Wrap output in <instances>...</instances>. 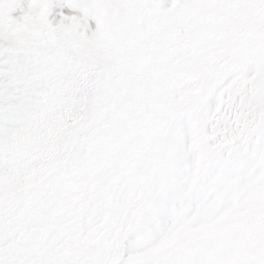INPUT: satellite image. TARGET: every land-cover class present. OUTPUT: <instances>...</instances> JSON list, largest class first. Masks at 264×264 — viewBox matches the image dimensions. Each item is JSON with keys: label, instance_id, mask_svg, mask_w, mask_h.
Returning a JSON list of instances; mask_svg holds the SVG:
<instances>
[{"label": "rangeland", "instance_id": "374dc122", "mask_svg": "<svg viewBox=\"0 0 264 264\" xmlns=\"http://www.w3.org/2000/svg\"><path fill=\"white\" fill-rule=\"evenodd\" d=\"M212 3L89 109L4 118L0 264H264V0Z\"/></svg>", "mask_w": 264, "mask_h": 264}, {"label": "snow or ice", "instance_id": "6c2138e0", "mask_svg": "<svg viewBox=\"0 0 264 264\" xmlns=\"http://www.w3.org/2000/svg\"><path fill=\"white\" fill-rule=\"evenodd\" d=\"M212 6V0H0V123L39 115L53 99L61 110L89 109L144 73L162 31L176 27L182 40L195 37L201 28L186 25V17ZM191 53V44L168 50L174 59ZM256 112H264V98Z\"/></svg>", "mask_w": 264, "mask_h": 264}, {"label": "bare ground", "instance_id": "6f19581e", "mask_svg": "<svg viewBox=\"0 0 264 264\" xmlns=\"http://www.w3.org/2000/svg\"><path fill=\"white\" fill-rule=\"evenodd\" d=\"M260 16V15H259ZM260 17H262V15L260 16ZM255 18H258V17H255ZM261 19V18H260ZM237 25V24H236ZM236 27V26H235ZM127 118H131L129 115H127ZM124 124V123H123ZM216 243V241L215 240H210L209 241V245L211 244V245H213V244H215Z\"/></svg>", "mask_w": 264, "mask_h": 264}]
</instances>
